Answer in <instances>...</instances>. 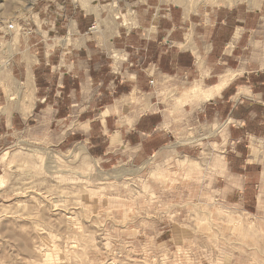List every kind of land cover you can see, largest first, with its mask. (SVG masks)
Masks as SVG:
<instances>
[{"label":"crops","instance_id":"0c3cea01","mask_svg":"<svg viewBox=\"0 0 264 264\" xmlns=\"http://www.w3.org/2000/svg\"><path fill=\"white\" fill-rule=\"evenodd\" d=\"M53 1L51 14L36 5L33 29L9 34L25 109H10L0 90L1 139L48 130L53 145L79 144L104 167L141 165L171 143L164 102L189 84L181 96L192 121L216 129L218 199L249 214L264 208V0L192 10L159 0Z\"/></svg>","mask_w":264,"mask_h":264},{"label":"rangeland","instance_id":"374dc122","mask_svg":"<svg viewBox=\"0 0 264 264\" xmlns=\"http://www.w3.org/2000/svg\"><path fill=\"white\" fill-rule=\"evenodd\" d=\"M159 1L192 10L263 0ZM40 2L55 9L53 0H0L11 36L34 28ZM9 38L0 39V90L16 110ZM182 87L164 102L171 143L141 165L104 167L79 144L53 145L48 130L0 138V264H264V208L249 214L218 199L216 129L192 121L181 96L190 85Z\"/></svg>","mask_w":264,"mask_h":264},{"label":"built area","instance_id":"2783aa9c","mask_svg":"<svg viewBox=\"0 0 264 264\" xmlns=\"http://www.w3.org/2000/svg\"><path fill=\"white\" fill-rule=\"evenodd\" d=\"M15 23L13 21H0V35H7L15 31ZM149 84H153V80L149 81Z\"/></svg>","mask_w":264,"mask_h":264},{"label":"bare ground","instance_id":"6f19581e","mask_svg":"<svg viewBox=\"0 0 264 264\" xmlns=\"http://www.w3.org/2000/svg\"><path fill=\"white\" fill-rule=\"evenodd\" d=\"M231 1H232V0H229V2H231ZM254 1H255V0H254ZM19 87H20V86H19ZM17 89H18V88H17ZM24 90H25V92H27V89H26V88H24ZM208 96H210V94H209ZM8 99H10V100H14L15 103H17V104L19 105V103H18L19 101H18V99H16V97H15V99H16V100H15L13 97L11 98L10 95H9ZM21 99H22V98H21ZM23 101H24V100H23ZM25 102H26V101H25ZM17 104H16V105H17ZM22 105H23V103H22ZM22 109H25V108L22 107ZM184 156H185V155H184ZM185 161H186V160H185ZM180 164H181V163H179V165H180Z\"/></svg>","mask_w":264,"mask_h":264}]
</instances>
